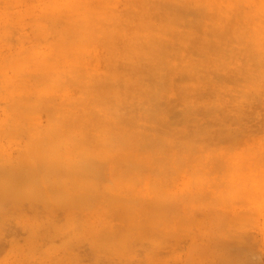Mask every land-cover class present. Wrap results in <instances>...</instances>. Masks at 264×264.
<instances>
[{
    "label": "rangeland",
    "instance_id": "374dc122",
    "mask_svg": "<svg viewBox=\"0 0 264 264\" xmlns=\"http://www.w3.org/2000/svg\"><path fill=\"white\" fill-rule=\"evenodd\" d=\"M144 19L199 65L178 81L167 38L161 75L122 66L119 102L99 99ZM53 123L43 147L66 155L36 162L31 133ZM0 264H264V0H0Z\"/></svg>",
    "mask_w": 264,
    "mask_h": 264
},
{
    "label": "bare ground",
    "instance_id": "6f19581e",
    "mask_svg": "<svg viewBox=\"0 0 264 264\" xmlns=\"http://www.w3.org/2000/svg\"><path fill=\"white\" fill-rule=\"evenodd\" d=\"M202 14H204V11H203ZM206 14H208V13H206ZM204 15H203V17H204ZM207 16H206V18H207ZM218 16H219V14H218ZM218 16L216 15V17H214V18H217ZM106 17H108V18H105V19L108 20V22L106 21L107 24L104 25L105 24L104 23L102 25V31L106 34L107 41L113 42V41H115L119 37L120 33L117 32V30L114 27H112V28L109 27V24L110 25L112 24L111 23V20H114L115 19V17L112 15V12H111L110 15L108 14ZM210 21H211V19H210ZM104 22H105V20H104ZM125 22H128V21H125ZM141 25H144V26L148 27L149 29H147V30L142 29L141 28ZM141 25L138 22L137 28L140 31L137 32V33L136 32H131V30H130V32H126L125 30H127V31H129V30L126 29V28H125V30L123 29L124 31H123L122 35L120 36V38H119V42H123L124 43L123 46H122V48L120 49L119 52H116V50L114 49L111 53H109V59H110L109 61L111 62L112 60H114V61H117L118 64L117 65H114V71H111L109 73V75H108L109 77H108L107 80H108V84H109V91H107V90L104 91L103 87L97 89V90H99V99L103 98V100L107 102V100L111 96L112 98L110 97L111 99L109 101L112 100V101H114V103H116V102L118 103L119 102L118 101L119 99L116 97V95H117V92H118L117 85L120 82L118 81L117 78H115V76H116L117 73H120L122 76H124L125 79L124 80H121L122 83H124L126 81V77L129 76L128 73H127V75L126 74L125 75L122 74L123 72H126V71L122 70V66H125V68H126V67H132V65H133V67H134V64L136 62L138 64L141 63V62H144V63H146L148 65V68L150 67V69L152 71V74L153 73H156V74L161 75V72H158V71L160 69H162V71H164L168 67V64H165V61H167L168 60L167 58H170V56H171V55L169 56V52L170 51L167 50L168 47H169L168 43H166L167 38L169 39L168 42L171 43L170 46L171 45L173 46V49H172L173 52L172 53L175 54V55L172 54V56L173 57L175 56L174 59H176L174 61L175 62L176 61H179L180 64H181V66H180V68L178 70L179 76L181 78H177L178 81L180 80L181 82H183L184 80H186L187 79V74H185V73H187V72H185V71L186 70L189 71L188 75L189 74H192V70L194 69V67H196V66L199 65V62H196V61L193 60V56L192 55L190 57H187V53H189V55H190V52H191L190 41L186 40L184 44H180L178 42V38H176L175 40H172L171 37L169 38V37L166 36V32H169V34H171L174 31V27H173V23L172 22L165 21V23H162V24L160 23L159 26H157V27H160V28L154 29L153 24L151 22L147 21L146 19H144V20L141 21ZM93 26H95V25H93ZM215 26H216V24L211 25V31L209 30V32H211L212 35L218 34L217 32L219 31V29L217 31L216 30V27L217 26L216 27ZM84 28L86 29V28H88V26H86ZM209 28H210V26H209ZM209 32H208V34H205L207 36L205 37V39H202V40H204V41L207 42V41H209L211 39V38H209L210 37V34H211ZM86 34H87V32H83V30H82V32L79 35V37L77 36L78 40L76 41V43L73 44V45H71V46L68 45L69 47H66V48L69 49V51L71 49H72V51L75 50L79 54L86 52V50L83 47V43L86 42V37H85ZM131 35H134V36L137 35L138 36V38H137L138 42L136 44H134L133 43V40L130 39V36ZM235 35H236L235 37H236V39L238 41V38L240 39V35L238 33H236ZM201 38H203V37H201ZM166 44H167V46H166ZM111 45H112V43H111ZM111 45H110V51L113 48ZM210 45L212 46V43ZM210 45H209V47H211ZM204 46H206V45H204ZM166 47H167V49H166ZM211 48H213V47H211ZM133 49H135V51ZM184 52H187V53H185V55H184ZM252 58H254V57H252ZM82 61L85 64L86 59L85 58H82ZM259 64H261V67H262L261 70L259 71V73H260V72H262L263 66H262L261 61H260ZM47 65H48V63L47 62H44L42 68H45ZM175 65H177V63ZM140 66H142V65H140ZM144 67L146 68L147 66L144 65ZM178 67H179V65L177 66V69H178ZM153 69H156L158 71L157 72H154ZM139 70L141 71V69H139ZM78 71H79L80 78L82 79L81 80L82 83L88 81V83H87L88 85L87 86H84L85 88L82 89L83 90V93L86 94V95H88V93H90L92 91H95L96 90V87L98 85L96 84V81H94L95 80L94 75H96L94 69L90 68L89 66L88 67H85L84 65H83V68H82V65H81ZM132 71L134 72V70H132ZM183 71L185 73H183ZM149 73H151V72H149ZM166 73H168V72H166ZM134 74H135V72H134ZM136 74L138 75V73H136ZM136 74L133 75V77L134 76H137ZM143 74H144V72H143ZM154 76H157V75H154ZM166 76H167V74H166ZM155 79H157V78H155ZM160 80L162 81V79H160ZM178 81L176 80L175 82H178ZM57 83H58V81L52 83L50 81L49 82H46V80H45L44 83H42L43 84V87L37 90L38 91V94L39 93H42L43 94L45 92H48V91L57 89L58 88L57 87ZM149 84H150L149 86L152 85L151 83H149ZM157 84H159V83H157ZM156 85H155V87H156ZM92 86H94V89L92 88V90H91V87ZM61 87H59V88H61ZM119 89H120V87H119ZM120 91H121V89H120ZM157 91H158V88H157ZM157 91H156V93H157ZM119 95H120V93H119ZM156 96H158V95H156ZM248 96L249 95H247V97H245V98H249ZM243 97H244V95H243ZM35 102H36V105H35V108H36V106L38 105V98L35 99ZM259 107L260 106H258V108ZM237 109H240V108H237ZM144 113H146V112H144ZM60 116H63V115H60ZM90 126L93 128L92 125H90ZM57 127L58 126L55 123H53V124H50V126L46 130L39 131V132H32L31 133L32 136H31L30 139H33V141H32L31 146L29 148L30 150L28 151L29 158L30 157H34V159H35L34 161L37 162L36 158L37 159L38 158H42V159L56 160V159H59L60 157H62L64 154L66 155V153H62V154L61 153H58L56 151L57 148H56L55 144L54 145L51 144L53 146L49 145L47 147H43V144L45 143V139H53V138L58 139L59 138V136L56 134L57 131H58L57 130ZM66 139H68V138H66ZM78 154H79V152H78ZM82 157H83V153H81L80 155H78V158H82Z\"/></svg>",
    "mask_w": 264,
    "mask_h": 264
}]
</instances>
